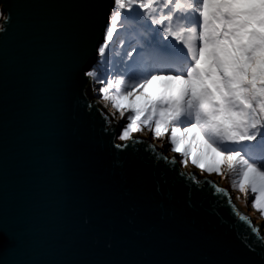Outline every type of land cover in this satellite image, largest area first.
I'll return each mask as SVG.
<instances>
[{
  "label": "snow or ice",
  "instance_id": "snow-or-ice-1",
  "mask_svg": "<svg viewBox=\"0 0 264 264\" xmlns=\"http://www.w3.org/2000/svg\"><path fill=\"white\" fill-rule=\"evenodd\" d=\"M0 2L5 3L0 8L3 53L14 16L13 5ZM81 6L90 12V25L74 46L64 78L68 86L80 81L98 93L108 112L98 104L87 107L102 118L101 134L110 137L112 150L120 155L143 151L155 167L172 164L178 177L198 189L208 184L215 188L212 195L228 196L227 206L238 214L226 189L178 172L176 157L164 156L158 144L133 133L166 141L180 167L187 161L206 174H226L229 186L250 194L248 205L264 219V0H85ZM16 157L9 73L0 61V264L8 255L14 257L11 264H68L33 259L9 214ZM113 163L122 168L124 162L117 157ZM131 175L136 178L135 168ZM136 207L129 204L128 210ZM248 226L258 231L250 220ZM97 231L109 236L106 247L111 248L105 219ZM243 243L259 256L256 264H264V251L257 253L248 237Z\"/></svg>",
  "mask_w": 264,
  "mask_h": 264
},
{
  "label": "water",
  "instance_id": "water-1",
  "mask_svg": "<svg viewBox=\"0 0 264 264\" xmlns=\"http://www.w3.org/2000/svg\"><path fill=\"white\" fill-rule=\"evenodd\" d=\"M6 2L13 5L14 21L0 61L7 65L17 128L8 210L31 257L68 264L110 259L256 264L259 256L243 241L248 237L260 253L264 232L247 213L234 214L228 196L212 195L215 188L208 184L198 189L178 177L172 164L155 167L143 151L115 153L110 137L101 134L102 118L87 105L98 104L105 113L108 109L98 99L90 100L93 92L87 83L66 85L64 70L90 25V12L81 6L85 0ZM117 157L122 168L114 166ZM174 166L199 181H212L181 168L178 160ZM132 203L135 211L128 210ZM101 218L108 222L111 248L106 247L109 236L97 231ZM249 220L258 226L256 233ZM13 259L6 256V264Z\"/></svg>",
  "mask_w": 264,
  "mask_h": 264
},
{
  "label": "rangeland",
  "instance_id": "rangeland-1",
  "mask_svg": "<svg viewBox=\"0 0 264 264\" xmlns=\"http://www.w3.org/2000/svg\"><path fill=\"white\" fill-rule=\"evenodd\" d=\"M0 8H1V3H0ZM0 23H1V21H0ZM114 52H118V49L116 51H114ZM114 52H113V55H114ZM117 55H118V53H117ZM92 99H98V93H94L93 92L90 100H92ZM101 103L103 104V102H101ZM136 135H141L148 142H150L152 144H158L160 151L167 153L168 156L176 157V160H178V163H179V159L176 156V154L175 153H170V152L167 151L166 141L161 143L159 140H152L151 137L147 133H144V132L133 133V136H136ZM181 168H185L187 170H192L195 173H199L201 175L208 176L215 184L225 187L228 190V194L230 195V197L237 201V206H236L237 210L247 213L250 216L252 223L253 224H257V225L260 226L259 230L263 234V232H264V219H262L258 215V213L253 211L250 208V206L248 205V200L250 199V194H240L236 190L232 189L229 186V184H228L226 174H225L224 178H221V176H217L215 174H206L203 171L198 170L194 166L188 164L187 161H185V164Z\"/></svg>",
  "mask_w": 264,
  "mask_h": 264
},
{
  "label": "bare ground",
  "instance_id": "bare-ground-1",
  "mask_svg": "<svg viewBox=\"0 0 264 264\" xmlns=\"http://www.w3.org/2000/svg\"><path fill=\"white\" fill-rule=\"evenodd\" d=\"M194 174H195V172H194ZM231 201L233 202V204H235L237 206V201L236 200H234L233 198H231Z\"/></svg>",
  "mask_w": 264,
  "mask_h": 264
},
{
  "label": "trees",
  "instance_id": "trees-1",
  "mask_svg": "<svg viewBox=\"0 0 264 264\" xmlns=\"http://www.w3.org/2000/svg\"><path fill=\"white\" fill-rule=\"evenodd\" d=\"M118 52H114V56L117 55Z\"/></svg>",
  "mask_w": 264,
  "mask_h": 264
}]
</instances>
